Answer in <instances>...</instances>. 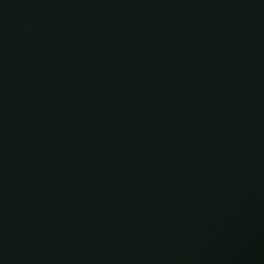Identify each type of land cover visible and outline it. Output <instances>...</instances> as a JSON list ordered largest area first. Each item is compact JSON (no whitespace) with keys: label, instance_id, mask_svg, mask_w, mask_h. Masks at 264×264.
<instances>
[{"label":"water","instance_id":"obj_1","mask_svg":"<svg viewBox=\"0 0 264 264\" xmlns=\"http://www.w3.org/2000/svg\"><path fill=\"white\" fill-rule=\"evenodd\" d=\"M0 264H264V0H0Z\"/></svg>","mask_w":264,"mask_h":264}]
</instances>
